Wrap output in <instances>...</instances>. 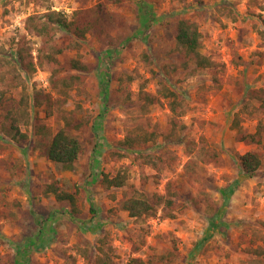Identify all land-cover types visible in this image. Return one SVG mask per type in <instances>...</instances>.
<instances>
[{"label":"rangeland","instance_id":"374dc122","mask_svg":"<svg viewBox=\"0 0 264 264\" xmlns=\"http://www.w3.org/2000/svg\"><path fill=\"white\" fill-rule=\"evenodd\" d=\"M48 9L69 17L87 10L104 30L79 46L72 34L56 32L55 43L65 47L56 76L47 66L25 71L0 65L7 79L0 86L13 75L19 84L7 88L9 103L28 109L27 121L20 122L27 139L11 140L0 125V264H97L104 252L113 264L133 257L147 264L264 260L253 251L264 246V142L239 141L231 127L247 90L264 94V0H0V56L21 39L36 56L41 37L25 29V19ZM181 19L197 23L212 68L192 74L190 57L175 39ZM75 57L90 70L72 69ZM71 74L81 79L65 93L59 79ZM162 81L179 94L184 114L176 118L174 138L182 142H170L168 100L146 113L141 107L142 92L158 95ZM249 112L244 126L256 131L264 123L261 101L251 100ZM67 118H75L73 125ZM40 123L79 137L82 158L71 168L50 161L48 140L35 131ZM139 126L157 131L158 138L122 149L121 140ZM210 150L218 161H206ZM247 151L262 155L253 176L241 171L239 156ZM142 155L153 156L160 169ZM126 169L123 187L103 184L104 174ZM169 182L181 195L175 217H163L162 207L141 218L121 209L125 195L162 194ZM53 186L76 196V212L68 200L56 199ZM158 254L170 257L158 261Z\"/></svg>","mask_w":264,"mask_h":264},{"label":"trees","instance_id":"16d2710c","mask_svg":"<svg viewBox=\"0 0 264 264\" xmlns=\"http://www.w3.org/2000/svg\"><path fill=\"white\" fill-rule=\"evenodd\" d=\"M120 2L122 0H115ZM77 10L73 16L48 9L46 12L39 14H31L25 19V29L30 33L40 36L41 41L37 48L36 56L31 53V48L28 46V42L25 39H21L15 49L10 52H3L0 56V65H4L10 69H19L25 71H35L37 66H47L51 69L54 76L58 75L62 71L64 65L61 62L59 56L64 52V46H58L55 43V34L58 31H66L72 34L77 42L74 46H79L80 40H84L88 34H102L104 30L103 24L98 18H90L88 11ZM89 17V18H88ZM203 34L199 29L196 22H192L188 19H181L177 22L175 27V39L177 43L182 46L190 57V61L193 64L192 74L197 71L210 69L215 65L203 51ZM37 58V62L34 61ZM71 68L81 72H87L90 67L86 62H83L78 57L71 58ZM189 68V65H186ZM11 72V71H10ZM3 75V74H2ZM6 77L1 78L0 81L4 82ZM22 79V76H21ZM59 79V78H58ZM81 76L79 74H71L69 77L64 76L60 78L64 84L61 91L67 93L68 89L74 86L75 82L80 81ZM7 80V79H6ZM5 88L0 86V125L3 134L8 136L15 142H20L28 138L27 132L22 131L20 122L24 119L27 121L28 109L26 106L20 105L18 108L12 107L9 100L6 98L7 88H13L18 86L17 76L8 78V82L3 84ZM263 90L249 89L247 90L246 101L242 104L239 111L234 114L231 127L236 130V136L239 141L248 144H262L264 142V123L260 121L257 125L256 131H249L244 126V121L252 113L249 112L250 102L253 99L261 101V107L264 108V94ZM161 98L168 100L170 110L172 112L171 122L172 133L169 134L170 142H182L179 136H175L177 116H182L184 112L179 111L181 101L177 90L173 89L164 81L161 82V86L158 91V95H152L147 92H142V110L144 113L150 110V106L160 103ZM38 104L37 102H35ZM10 105V106H9ZM53 109L49 110V114L52 115ZM75 118H67L66 124L73 125ZM37 135H41L48 140L47 149L45 155L50 161L58 164H62L66 168H71L75 162L79 161L84 154V147L79 137L70 134L66 129L62 128L53 133L51 127L44 123L37 124L35 126ZM158 138L157 131H149L143 126H139L136 130L128 132L124 139L121 140L120 146L122 149H134L140 147L148 142H153ZM209 158L207 162L218 161L219 154L216 150H210L208 152ZM122 155V154H120ZM144 163L153 164L158 168V163L153 156L142 155ZM241 163V171L245 176H253L262 166V155L257 151H247L239 156ZM160 169V168H158ZM129 175L126 170H119L116 175L110 176L104 174L102 178L103 184L107 188L123 187L128 181ZM50 191L55 194L58 201L68 200L72 206V209L76 212L77 199L76 196L69 192L58 190L57 187H49ZM180 193L173 188L169 182L166 186L165 193H153L147 195L143 192L136 190L132 194H127L121 201V209L129 213L131 217L141 218L146 216L156 215L159 208L163 209V217L173 218L175 217V211L180 201ZM210 225L212 228L216 227L214 219H211ZM100 251L103 252V249ZM258 255L264 256V246L259 245L253 250ZM167 255L158 254L154 257L155 260L165 261ZM151 260V259H149ZM97 264H113L114 261L110 254L98 255L96 259ZM127 264H147V262L139 257H133ZM259 264H264V260H261Z\"/></svg>","mask_w":264,"mask_h":264}]
</instances>
